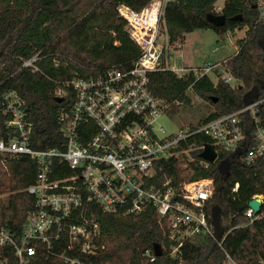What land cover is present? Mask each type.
<instances>
[{
  "label": "trees",
  "instance_id": "obj_1",
  "mask_svg": "<svg viewBox=\"0 0 264 264\" xmlns=\"http://www.w3.org/2000/svg\"><path fill=\"white\" fill-rule=\"evenodd\" d=\"M152 0H0V97L14 91L24 102L27 120L32 124L31 147L47 150L62 147L57 123L61 110L68 111L74 103V93L68 82L76 78L97 77L109 69L125 70L139 57L140 51L129 38L125 22L117 8L124 5L139 12ZM218 0H174L164 9L162 31L168 47L177 49L187 34L210 30L218 36L217 45L226 35L246 28L244 37L236 40V51L223 66L236 81L231 87L209 77L195 81L191 73L179 78L169 71L150 72L148 88L169 104L170 113L189 104L188 90L208 103L212 112L197 124H205L219 116L231 114L264 97V19L259 17L255 0H225L220 15L222 27L207 21V15H217ZM240 16V20L237 18ZM233 18H237L233 20ZM37 55L36 73L20 68L23 61ZM61 90L62 98L55 97ZM62 99L58 103L57 100ZM264 127V106L256 114ZM8 120L0 114V139L8 131ZM244 133L252 145L254 120L242 117ZM188 127L193 128L192 125ZM189 142L198 146L211 144L207 137L196 136ZM246 149V148H245ZM239 152L218 150L213 164L206 169L178 160L162 161L159 181L171 177L173 184L203 179L213 181V198L205 207L211 223L213 208L218 209L224 240L219 247L209 236H195L185 242L176 258L169 256L170 244L158 225L154 209L138 215L104 214L91 206L99 224L100 234L95 244V264H223L225 253L235 264H264V154L251 163L240 160ZM197 157V152H192ZM57 165V163H56ZM36 168L27 157L0 156V229L19 234L34 210V198L26 189L35 179ZM61 177V176H58ZM237 185L234 192V186ZM6 197V201L2 199ZM262 197L257 218L245 217L248 203ZM154 261L149 262L144 252ZM160 253L159 255H156Z\"/></svg>",
  "mask_w": 264,
  "mask_h": 264
},
{
  "label": "built area",
  "instance_id": "obj_2",
  "mask_svg": "<svg viewBox=\"0 0 264 264\" xmlns=\"http://www.w3.org/2000/svg\"><path fill=\"white\" fill-rule=\"evenodd\" d=\"M173 1L152 0L139 12L118 6L117 13L140 55L125 70L109 69L100 76L76 78L66 84L74 93V103L57 116L60 149H33L32 124L23 100L14 91L0 97V114L8 118L4 123L7 136L0 139V156H24L36 168L34 182L26 189L34 198V210L19 234L0 229V264H95L92 257L98 252L95 242L100 230L91 206L108 215H138L154 209L163 235L172 244L171 258L197 235L213 239L205 213L213 198V181L173 184L171 177L159 181L164 167L158 164L176 159L181 168L194 163L206 169L210 164L200 157L204 146L189 142L196 136L209 138L217 156L218 150L244 149L240 160L253 162L264 154V127L256 116L264 106V97L208 123L165 131L159 121H173L170 107L150 92V72L169 71L179 78L191 73L195 81L219 74L222 83L236 86L220 64L176 67L165 32V39L159 41L164 9ZM255 7L264 19V0H255ZM37 60L35 55L20 68L36 73ZM62 96L61 90L55 92V97ZM245 114L255 126L250 147L243 128ZM192 152H197L198 158ZM245 217L252 220L258 216L248 208ZM224 237L217 243L219 247ZM144 256L154 261L149 251ZM223 264L235 262L225 253Z\"/></svg>",
  "mask_w": 264,
  "mask_h": 264
},
{
  "label": "rangeland",
  "instance_id": "obj_3",
  "mask_svg": "<svg viewBox=\"0 0 264 264\" xmlns=\"http://www.w3.org/2000/svg\"><path fill=\"white\" fill-rule=\"evenodd\" d=\"M224 0H218L213 9L217 15H220ZM246 28L234 33L227 34L224 43L217 45L218 36L210 30L195 31L185 36L184 42L177 49L169 48V55L173 58L174 64L178 66H210L213 64L223 63L225 59L236 51V40L244 37ZM164 32L160 33V40H164ZM178 58V59H177ZM215 83L216 78L210 76ZM189 104L184 107H178L171 114L173 121L161 119L159 124L164 127L166 132H174L177 127H187L196 124L201 118L206 117L212 112L211 106L200 100L191 91L187 92ZM171 119V120H172ZM175 124V126H173ZM6 201V197L2 196ZM258 199L262 200L259 196Z\"/></svg>",
  "mask_w": 264,
  "mask_h": 264
},
{
  "label": "water",
  "instance_id": "obj_4",
  "mask_svg": "<svg viewBox=\"0 0 264 264\" xmlns=\"http://www.w3.org/2000/svg\"><path fill=\"white\" fill-rule=\"evenodd\" d=\"M237 18L239 20L241 19L240 16H238ZM237 18H233V20H236ZM207 21L215 27H222L226 22L223 15H212V14L207 15ZM57 102L58 103L62 102V99H58ZM200 157L209 164H213L217 159V153L215 152L211 144H206L202 152L200 153ZM261 203L262 200L260 199H252L248 203V208L251 209L255 214H258ZM210 219L213 230V240L218 243L222 237V230L219 223L218 209L216 208L212 209ZM156 255L160 256V253H157Z\"/></svg>",
  "mask_w": 264,
  "mask_h": 264
},
{
  "label": "crops",
  "instance_id": "obj_5",
  "mask_svg": "<svg viewBox=\"0 0 264 264\" xmlns=\"http://www.w3.org/2000/svg\"><path fill=\"white\" fill-rule=\"evenodd\" d=\"M225 1V0H224ZM224 3V2H223ZM238 32V31H235V33ZM241 39V38H240ZM238 40V39H237Z\"/></svg>",
  "mask_w": 264,
  "mask_h": 264
}]
</instances>
